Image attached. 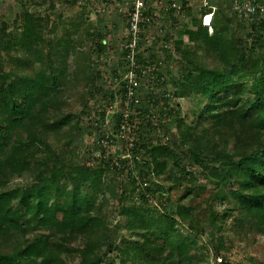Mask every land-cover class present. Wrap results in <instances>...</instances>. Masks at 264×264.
Here are the masks:
<instances>
[{"label":"trees","instance_id":"1","mask_svg":"<svg viewBox=\"0 0 264 264\" xmlns=\"http://www.w3.org/2000/svg\"><path fill=\"white\" fill-rule=\"evenodd\" d=\"M158 1L146 0L135 55L136 80L147 73L150 84L138 82L127 107L126 50L113 93L96 69L107 49L99 33L108 31L83 25L84 3L69 28L24 6L18 33L0 23V264H231L234 241L264 236V14L233 10L249 27L242 37L216 10L209 34L201 18L210 9L181 0L188 23H172L159 47L177 68L168 92L158 52L140 50ZM166 1L172 15L176 0ZM95 96L121 108L109 116L99 105L81 127ZM73 97L80 115L70 111ZM174 99L194 101L188 120ZM82 132L95 136L85 162L71 154ZM113 146L119 154L108 153Z\"/></svg>","mask_w":264,"mask_h":264},{"label":"rangeland","instance_id":"2","mask_svg":"<svg viewBox=\"0 0 264 264\" xmlns=\"http://www.w3.org/2000/svg\"><path fill=\"white\" fill-rule=\"evenodd\" d=\"M187 5L190 7L198 8L202 6L201 0H185ZM264 1V0H260ZM87 6L86 12H84L82 16L83 25H87L90 23L92 25V29L98 30V28L104 30L107 29L108 33L104 34V32H100V39H105V45L107 46L105 55L100 62V65L96 66V69H99L102 73V80L100 84L104 86L106 90L112 91L113 93L119 91V81H114L111 78L112 70L119 69L122 65H124L123 57L121 54V48L123 47V43L125 41L126 29H125V14L120 12L118 4L115 5L114 0H85L81 3H57L52 2L51 0H0V23H7L8 31L7 34H16L19 31H16L14 20L18 18V15L22 10L28 8L31 12L40 14L44 17V15L49 16L50 21L52 23H56L57 16H60L62 22H64L69 28V24L76 19V15L79 14V10L81 5ZM131 0H125L124 4L121 5L122 11L129 10ZM175 3L177 5L181 4V0H176ZM127 4V5H126ZM166 0H159L157 2V6H153V20L149 27L145 30L142 44L140 50H144L146 48L154 49L155 52H158L159 60L162 63L160 72L166 79V89L168 92H171L172 85L168 83L169 75H177V68L175 63H171L170 59L167 57V53L161 52L159 48L160 45L164 43V37H166L169 32L170 34L174 33L173 27H170L172 23L176 24V29H181L184 27L188 20L184 18L183 12L177 13V11H173L172 15H165L162 10L167 7ZM209 4L216 7V10L221 13H227L230 16L231 26L233 30L239 35L244 37L247 27V23L239 21L238 16L233 12V9L230 5L229 0H209ZM53 5V8L50 9L49 6ZM24 6V7H23ZM230 13V14H229ZM198 15V14H197ZM42 23V21H41ZM60 27V26H59ZM62 27V26H61ZM62 33V29L59 28L58 34ZM171 45V44H168ZM172 48V45H171ZM140 51V52H141ZM139 52V53H140ZM175 56V55H174ZM151 71V70H149ZM125 75H121V78L124 79ZM138 80L139 85H141L142 89L147 90L146 88L150 83V77L148 74H144V77H139ZM168 83V84H167ZM77 92L74 93L76 95ZM161 93V92H160ZM82 94V93H81ZM92 101L88 105L87 113L88 115H80V107L78 102L76 101V97L72 99L71 105V113L73 115L81 116V127H87L91 120L96 118L97 112L99 111V105L106 107V111L109 116L116 114V112L121 108V102L117 99L116 102L112 106H107L104 104L99 98L96 96L91 99ZM98 102V103H97ZM172 105H179V111L181 112L182 117L185 119H189V111L194 108V101L191 99L182 100V99H174L172 100ZM109 118L105 119L106 127L110 126ZM176 118V117H175ZM107 120V121H106ZM173 119L171 118L170 121ZM164 126L167 129H171L169 119L163 120ZM160 132V134H159ZM177 129L169 132V139L174 140L177 139ZM80 139H78L76 143L73 144L71 148V154L78 157L79 161L85 162L89 160L88 150L93 149L92 143L94 142L95 136H89L88 133H81ZM162 132L158 130V135L152 133L153 136L161 137ZM76 145V146H75ZM57 148V147H56ZM117 146L110 147L108 153H113L115 155L119 154L117 152ZM59 152H63L65 150L58 148ZM69 150L63 152L68 153ZM92 166H95L96 163L90 161ZM132 168L133 163L131 161ZM120 178V177H118ZM126 182L127 180L124 179ZM202 184L203 181L201 180ZM120 191V190H119ZM177 194H173L172 198L175 199ZM205 198L209 200L212 197V190H208L204 195ZM129 204V203H127ZM131 205V204H130ZM112 209L116 208V202H111ZM110 221L113 223L119 222V224L124 223L123 219L119 217L111 218ZM201 243L204 241L207 242L206 237L199 239ZM208 243V242H207ZM230 253L227 256L228 261L231 264H250V259L260 261L264 264V236L262 235H254L251 234L245 239L236 240L232 245H230Z\"/></svg>","mask_w":264,"mask_h":264},{"label":"built area","instance_id":"3","mask_svg":"<svg viewBox=\"0 0 264 264\" xmlns=\"http://www.w3.org/2000/svg\"><path fill=\"white\" fill-rule=\"evenodd\" d=\"M123 0H114L115 4L120 5L119 10L125 14L126 19V36L127 41H124L123 47L126 50L125 62L127 72L124 79L127 81L126 85V100L124 102V107H127L130 102L137 103L136 89L138 88V81L136 80V68L137 64L135 61V55L137 54L136 48L138 43V35L140 32L139 23L144 20L143 12L147 10L148 6L146 0H131L129 10L122 11L121 5L124 4L120 2ZM230 5L235 13L244 17L245 19L253 18L257 14H264V9L259 5L254 3V0H229ZM202 6L209 8L210 10L206 12L201 18V25L208 29L209 34L212 33V19L213 14L216 11V7L210 5L208 0H201ZM127 5V4H126ZM179 12H184L181 10V5H177L175 2H171L170 6ZM124 116H127L125 114ZM217 262H221L218 258Z\"/></svg>","mask_w":264,"mask_h":264}]
</instances>
